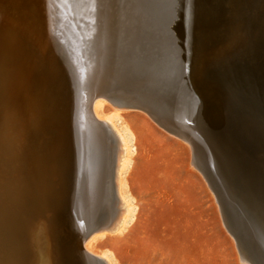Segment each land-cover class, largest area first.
Returning <instances> with one entry per match:
<instances>
[{
	"label": "bare ground",
	"instance_id": "1",
	"mask_svg": "<svg viewBox=\"0 0 264 264\" xmlns=\"http://www.w3.org/2000/svg\"><path fill=\"white\" fill-rule=\"evenodd\" d=\"M262 85L264 0H0V264H115L93 241L132 219L114 118L140 106L264 264Z\"/></svg>",
	"mask_w": 264,
	"mask_h": 264
},
{
	"label": "rangeland",
	"instance_id": "2",
	"mask_svg": "<svg viewBox=\"0 0 264 264\" xmlns=\"http://www.w3.org/2000/svg\"><path fill=\"white\" fill-rule=\"evenodd\" d=\"M113 107L103 105V115ZM114 119L131 137L123 177L134 211L122 232H97L95 251L107 252L115 264H253L225 226L215 194L193 164L191 145L138 109H122Z\"/></svg>",
	"mask_w": 264,
	"mask_h": 264
},
{
	"label": "water",
	"instance_id": "3",
	"mask_svg": "<svg viewBox=\"0 0 264 264\" xmlns=\"http://www.w3.org/2000/svg\"><path fill=\"white\" fill-rule=\"evenodd\" d=\"M219 54H220V53H218V55H219ZM213 87H214V86H210L209 88L212 89ZM191 99H192V97H191ZM130 108L142 110V111L146 112V113H147L149 116H151L152 118H154V116H155L154 113H152L151 111H149L148 109H146V108H144V107H142V106H140V107H130ZM258 164H259V163H258ZM211 182H213V180H212ZM210 188H211V190L213 191V193L215 194V196L217 197V201H218V203H219V205H220V202H222L224 199H223V197H222V195H221L219 189H217V188L215 187L214 183H212V185H211ZM223 220H224V219H223ZM224 222H225V221H224ZM225 226H227V228L229 229V231L233 234V236H235V235H234V232H233L232 229H231V226L228 225V223H227V224L225 223ZM8 240H9V239H8V236H7L6 232L2 231V229L0 228V251H5V250L7 249V246H8V244H9ZM95 259H97V258H95Z\"/></svg>",
	"mask_w": 264,
	"mask_h": 264
}]
</instances>
